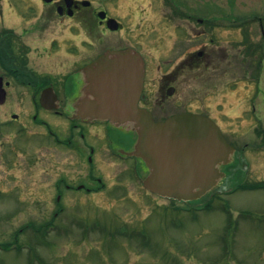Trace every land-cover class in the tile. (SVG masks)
Listing matches in <instances>:
<instances>
[{
	"label": "rangeland",
	"instance_id": "374dc122",
	"mask_svg": "<svg viewBox=\"0 0 264 264\" xmlns=\"http://www.w3.org/2000/svg\"><path fill=\"white\" fill-rule=\"evenodd\" d=\"M88 1L124 25L102 36V44L136 45L154 66L185 57V51L172 49L173 25L186 24L178 21L175 7L218 20L211 64L196 73L181 68L179 93L167 104L206 111L236 151L212 192L172 202L145 190L134 173V158L120 161L102 147L91 154V164L85 161L88 144L97 149L106 142L99 123L96 139L93 127L82 126L84 139L76 127L70 146L56 143L48 131L63 141L72 132L69 120L36 108L34 89L13 82L0 105V264H264V187L238 189L264 181V56L262 111L255 119L241 112L252 84L243 73L238 23L242 16H255L264 24V0H186L183 6L179 0ZM90 32L84 43L87 62L98 54ZM44 35L48 41L68 36L60 27ZM25 40L39 44L31 36ZM58 50L61 56L65 47ZM51 56L34 57L33 66L62 73ZM57 91L62 97L58 85ZM78 185L83 188L76 190ZM49 222L51 229L43 235L33 232Z\"/></svg>",
	"mask_w": 264,
	"mask_h": 264
},
{
	"label": "flooded vegetation",
	"instance_id": "af4514ba",
	"mask_svg": "<svg viewBox=\"0 0 264 264\" xmlns=\"http://www.w3.org/2000/svg\"><path fill=\"white\" fill-rule=\"evenodd\" d=\"M185 2L186 0H179L178 4L183 6L186 5ZM176 9H179L180 13H177ZM174 11L175 15L179 17L178 21H185L186 24L173 25L176 36L172 49L176 52L185 51V57L179 62L172 64L164 62L154 66L144 58L136 45L110 47V45L102 44L99 41L102 36L120 32L124 25L119 22V17L114 16V18L103 9L92 8V4L88 0H0V76L2 84L9 87L14 82L28 88L35 87L36 92H33L32 99H38L43 90L52 88L58 108L53 110L42 109L56 118L69 120L72 129L69 136L63 140L65 143L58 144L70 146L76 127H78L79 138L84 139L85 133H82V126H85L86 131L93 127L96 132L94 135L96 139L98 134L95 124L99 123L103 128L100 131L102 134L104 133L106 142L97 149L88 144L89 151L85 161L91 164L94 159L91 154L99 153V150L104 147V151L107 150L110 155L118 160L125 161L134 157L133 166L137 176L145 175L144 177H147L151 171L150 166L139 157L129 156L137 138L136 132L131 126L114 127L107 122L90 121L87 118L70 120L72 116L71 106L75 100L82 97V90L89 79L87 73L83 72L86 65L108 50L131 49L142 56L144 64V77L137 107L149 111L155 122L182 114L209 117L210 115L203 110H184L182 104L176 106L167 104L169 99L179 93L180 84L178 81L181 68L186 67L196 73L200 69H206L213 58V50L210 47L214 42L211 37L213 25H215L214 19L207 15H204L206 17H198L188 14L179 7H175ZM100 13H105L103 18L100 17ZM111 18L115 19L117 24L116 22H109L108 19ZM239 25L242 35L239 46H241L243 73H246L245 75L248 76L249 82L252 84V92L246 95L241 112L244 116L250 115L256 119L262 111L261 102L263 101L261 99L260 77L264 55L260 39L264 40V24L260 18L255 16H242L239 18ZM59 27L65 28L68 35L67 39L58 40L55 37L48 41L44 33L49 32L50 28L57 29ZM88 29L91 31L88 37L93 39V43L89 44L94 46V52H98V54L87 62L84 43ZM60 31L63 32L64 30ZM193 32L194 35H191ZM30 36L34 37L39 44L31 46L25 40ZM192 45H194V49L191 48ZM61 46L65 47V51L60 56L58 49ZM33 53H35L34 56ZM45 54L53 55L51 56L52 64L62 70V73L60 71L58 73L40 72L33 66L34 57L38 59ZM162 70L165 72L163 73ZM155 71H160L158 77L154 76ZM57 85L62 91L60 98ZM178 109L182 111H175ZM257 122L261 127L259 119ZM258 125L255 126V129ZM49 133L52 137L55 136L51 130ZM110 135L111 138H109ZM223 170L224 167H220V171ZM96 181L97 183L100 182V180ZM65 187L69 188V186ZM84 190L90 191L89 188Z\"/></svg>",
	"mask_w": 264,
	"mask_h": 264
},
{
	"label": "water",
	"instance_id": "95a60500",
	"mask_svg": "<svg viewBox=\"0 0 264 264\" xmlns=\"http://www.w3.org/2000/svg\"><path fill=\"white\" fill-rule=\"evenodd\" d=\"M143 69L141 58L131 49L105 52L86 67L89 79L71 113L74 118L107 121L115 127L131 126L137 135L131 154L151 169L144 186L170 199L198 198L215 187L222 176L218 166L229 161L233 149L204 116L182 114L154 122L149 112L139 109ZM4 101L0 78V104ZM39 103L56 108L52 88L42 91Z\"/></svg>",
	"mask_w": 264,
	"mask_h": 264
},
{
	"label": "trees",
	"instance_id": "16d2710c",
	"mask_svg": "<svg viewBox=\"0 0 264 264\" xmlns=\"http://www.w3.org/2000/svg\"><path fill=\"white\" fill-rule=\"evenodd\" d=\"M264 187V181L260 182V183H253V184H250L249 187H239L238 189H241V188H246V189H250V190H253V189H257V188H263ZM237 190V189H236ZM207 208V206H206ZM51 222H49L48 224H45V225H42L40 227H35L33 230V232L35 233H38V234H41L43 235L44 232L48 231L49 230V227L51 226L50 225ZM46 234V233H45Z\"/></svg>",
	"mask_w": 264,
	"mask_h": 264
}]
</instances>
